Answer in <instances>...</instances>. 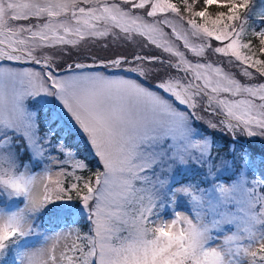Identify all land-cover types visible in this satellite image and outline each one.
I'll list each match as a JSON object with an SVG mask.
<instances>
[{"label": "snow or ice", "instance_id": "1", "mask_svg": "<svg viewBox=\"0 0 264 264\" xmlns=\"http://www.w3.org/2000/svg\"><path fill=\"white\" fill-rule=\"evenodd\" d=\"M197 2L0 0V264H264V0Z\"/></svg>", "mask_w": 264, "mask_h": 264}, {"label": "rangeland", "instance_id": "2", "mask_svg": "<svg viewBox=\"0 0 264 264\" xmlns=\"http://www.w3.org/2000/svg\"><path fill=\"white\" fill-rule=\"evenodd\" d=\"M172 2H174V0ZM177 27L178 28L180 27V24L179 23H177ZM168 30L170 31V29H168ZM109 41H111V40H109ZM125 45L128 46L130 49H132L133 54H138V55H152L153 54V51H155L154 49L152 51L147 50V49L141 50V49H139L136 46L135 43H129V44H125ZM98 47L99 46H95V47L85 46L82 50H74V51L83 53L81 56L93 57V56H95L96 53H90V52H87L85 50L86 49H90V50L91 49H97ZM76 56L77 55L73 56V58H75ZM208 118L215 119L211 115H209ZM58 128H60L62 130H61L60 134L57 137H52V143H53V145H56L58 143L63 142V139L65 137V134H66V132H68L67 129L63 125H60L58 127L54 126L52 128V130H58ZM43 131H45V132L48 131V128L46 127V125L43 127ZM52 133H53V131H52ZM52 133H50V135H52ZM72 135H73V137L75 139L79 140V142L81 143V145L89 152V146L84 142V140L78 134H72ZM241 143L245 144V146H246V141H242ZM254 144H255V142H254ZM257 145H258V143L255 146H257ZM260 148H261V145H260ZM65 149L68 150V151H70L73 154V156H74V153L72 152V150L67 149L66 147H65ZM52 155H53V158L54 159H61V160L66 159L63 154H57L55 151H53ZM60 170L61 169H60V167L58 165H55V164L52 165V167H51L52 180L57 179L56 173L59 172ZM40 171H41V169H39L37 172H40ZM63 171L66 172V173H69V175L59 177V179H61V181H63V183L65 184V186H70L71 184L75 183V177L78 176L77 171H79V169H75V170L73 169V167H72V161L71 160H69L65 164V166L63 168ZM73 172H74V175H72ZM50 186L54 187V185H50ZM42 189H43V187H42ZM75 201H76V198H73V202H75ZM20 206L23 207L22 204ZM84 223H87V221L84 220L80 224H77V225H68L67 227H64L63 223L61 222V227H63V230L65 232H67L69 227H75V228H80L81 229V225L84 224ZM35 224L40 225L41 228L47 230L49 233H51L53 231H55V232L61 231V228H58V227L57 228H52L50 226V224H43V223H38V222H35ZM28 243H30V244H36L38 246V238L37 237H30V238H28ZM62 243H63V241H61V244ZM254 250H256L258 252V256H259L260 253L258 251V245L254 246Z\"/></svg>", "mask_w": 264, "mask_h": 264}, {"label": "trees", "instance_id": "3", "mask_svg": "<svg viewBox=\"0 0 264 264\" xmlns=\"http://www.w3.org/2000/svg\"><path fill=\"white\" fill-rule=\"evenodd\" d=\"M174 2L178 3L179 0H174ZM202 3H203V0H198L197 10H199V7L202 6ZM217 10L218 9L215 6H210L208 8V11L210 13H214ZM108 43H109V47L103 48L102 46H99L96 49V56L105 57V56H113L115 54H121V55H128L129 58H131V55H133L132 49H130L124 43H113L112 41H109ZM61 130L62 129H60V128H58V130H53V133H52L53 137H57L60 134ZM214 139H215V148H214L213 154H215V151H217V150L220 151L221 154H223V150H224L225 146L227 145V141L230 139V137L226 136V135H222L220 133H216ZM63 143L67 149L72 150L75 158L79 159L81 157H86L88 161H92L93 162L92 170L93 171L96 170L93 156L89 154V152L81 145L79 140L75 139L73 137V135H69V133L66 132L65 137L63 139ZM256 144L257 143L255 142V144H253V147L259 149L261 144L258 143V145L255 146ZM239 146H240L239 144L235 145V147H239ZM229 147H232V146H229ZM77 173H78V176H83L84 178H87L88 175L90 174L88 172H82L81 170L77 171ZM75 183H76V180H75ZM70 195H72L73 198H76V192L75 191H72L70 193ZM39 220H42V222L43 221L47 222L48 218H47V216H44V217L40 218ZM53 224L55 225V223H53ZM86 224L87 223H84L81 225L82 230H86V228H85Z\"/></svg>", "mask_w": 264, "mask_h": 264}, {"label": "bare ground", "instance_id": "4", "mask_svg": "<svg viewBox=\"0 0 264 264\" xmlns=\"http://www.w3.org/2000/svg\"><path fill=\"white\" fill-rule=\"evenodd\" d=\"M42 187H43V185H41V191H42Z\"/></svg>", "mask_w": 264, "mask_h": 264}]
</instances>
